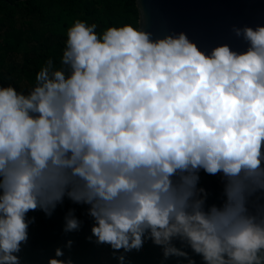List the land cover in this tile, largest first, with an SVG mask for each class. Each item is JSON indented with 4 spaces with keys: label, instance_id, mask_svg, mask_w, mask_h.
Masks as SVG:
<instances>
[{
    "label": "clouds",
    "instance_id": "clouds-1",
    "mask_svg": "<svg viewBox=\"0 0 264 264\" xmlns=\"http://www.w3.org/2000/svg\"><path fill=\"white\" fill-rule=\"evenodd\" d=\"M96 29L76 20L65 68L49 59L28 94L0 85V264H21L28 213L65 199L87 206L88 241L119 264L147 241L161 264H196L189 249L203 264H264V25L232 26L246 50L210 52L185 32ZM201 170L221 177L220 204ZM75 213L65 234L82 229ZM64 255L48 264H74Z\"/></svg>",
    "mask_w": 264,
    "mask_h": 264
},
{
    "label": "trees",
    "instance_id": "trees-1",
    "mask_svg": "<svg viewBox=\"0 0 264 264\" xmlns=\"http://www.w3.org/2000/svg\"><path fill=\"white\" fill-rule=\"evenodd\" d=\"M76 20L95 23L97 33L102 34L112 26L131 24L138 28L139 11L136 0H0V85L10 84L18 92L28 94L36 84L37 73L49 59L57 69L65 68L61 60L67 31ZM199 175L200 186L210 194L208 204H220L223 187L219 185V175H208L203 170ZM72 208L83 226L79 232L65 234L64 217ZM33 216L28 244L19 253L21 264H48L58 247L65 252L60 259L70 257L74 264H119L109 246L88 241L93 220L87 215L86 205L65 199L51 217L40 210L28 213L29 218ZM69 239L74 241L71 249L66 247ZM189 252L196 264H203L200 256L190 249ZM125 257V264H161L163 252L147 241L139 252L133 250ZM164 264H178L177 258Z\"/></svg>",
    "mask_w": 264,
    "mask_h": 264
},
{
    "label": "water",
    "instance_id": "water-1",
    "mask_svg": "<svg viewBox=\"0 0 264 264\" xmlns=\"http://www.w3.org/2000/svg\"><path fill=\"white\" fill-rule=\"evenodd\" d=\"M139 26L153 38L185 32L205 51L221 44L244 51L247 45L233 25H264V0H136ZM219 185L223 187L219 176Z\"/></svg>",
    "mask_w": 264,
    "mask_h": 264
}]
</instances>
